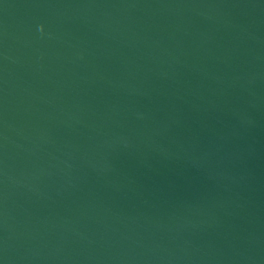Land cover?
Returning <instances> with one entry per match:
<instances>
[{"label":"water","instance_id":"water-1","mask_svg":"<svg viewBox=\"0 0 264 264\" xmlns=\"http://www.w3.org/2000/svg\"><path fill=\"white\" fill-rule=\"evenodd\" d=\"M0 264H264V0H0Z\"/></svg>","mask_w":264,"mask_h":264}]
</instances>
